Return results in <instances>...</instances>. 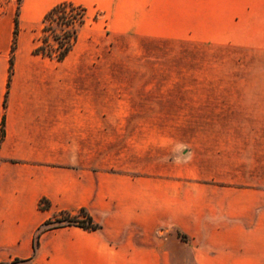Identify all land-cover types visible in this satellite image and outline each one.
I'll return each instance as SVG.
<instances>
[{
  "label": "crops",
  "instance_id": "1",
  "mask_svg": "<svg viewBox=\"0 0 264 264\" xmlns=\"http://www.w3.org/2000/svg\"><path fill=\"white\" fill-rule=\"evenodd\" d=\"M62 1L75 2L20 0L16 15L0 0V264H264V173L183 180L93 161L108 150L106 70L33 52ZM81 209L97 230L41 232L34 252L45 223Z\"/></svg>",
  "mask_w": 264,
  "mask_h": 264
},
{
  "label": "rangeland",
  "instance_id": "2",
  "mask_svg": "<svg viewBox=\"0 0 264 264\" xmlns=\"http://www.w3.org/2000/svg\"><path fill=\"white\" fill-rule=\"evenodd\" d=\"M75 2L86 20L67 62L107 77L108 150L93 161L183 180L264 173V0Z\"/></svg>",
  "mask_w": 264,
  "mask_h": 264
},
{
  "label": "trees",
  "instance_id": "3",
  "mask_svg": "<svg viewBox=\"0 0 264 264\" xmlns=\"http://www.w3.org/2000/svg\"><path fill=\"white\" fill-rule=\"evenodd\" d=\"M85 20L86 8L83 5L76 4L73 1H62L55 4L45 12L41 19L40 34L36 38V46L33 50L34 54L57 61H63L73 49L77 41L78 30L84 24ZM14 22V34H16L18 26L17 17H15ZM11 72L12 64H10L9 67V78ZM2 135L3 130L1 129V136ZM48 206L49 203H42L43 208ZM63 214L68 218L67 225L75 226L87 231H94L99 228V226L95 224L89 215L82 209L76 215H70L68 213ZM79 214L82 216L79 217ZM51 222L52 221L45 223L44 226L49 225ZM50 229H54V227L47 229L42 228L39 230L33 245L34 252L38 244L37 238L39 234ZM18 263L20 262L14 261L10 264Z\"/></svg>",
  "mask_w": 264,
  "mask_h": 264
},
{
  "label": "clouds",
  "instance_id": "4",
  "mask_svg": "<svg viewBox=\"0 0 264 264\" xmlns=\"http://www.w3.org/2000/svg\"><path fill=\"white\" fill-rule=\"evenodd\" d=\"M175 162L178 163V164H179V163H182V161H180V160H176Z\"/></svg>",
  "mask_w": 264,
  "mask_h": 264
}]
</instances>
